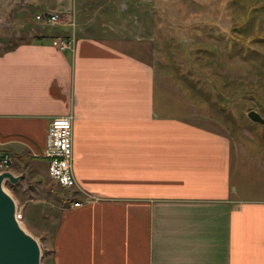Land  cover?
I'll return each instance as SVG.
<instances>
[{"label": "crops", "instance_id": "1", "mask_svg": "<svg viewBox=\"0 0 264 264\" xmlns=\"http://www.w3.org/2000/svg\"><path fill=\"white\" fill-rule=\"evenodd\" d=\"M63 5L60 23L18 24L34 37L0 52V150L18 183L49 174L51 119L74 114L77 184L53 264H264V198L240 194L229 137L172 113L151 61Z\"/></svg>", "mask_w": 264, "mask_h": 264}, {"label": "rangeland", "instance_id": "2", "mask_svg": "<svg viewBox=\"0 0 264 264\" xmlns=\"http://www.w3.org/2000/svg\"><path fill=\"white\" fill-rule=\"evenodd\" d=\"M61 3L90 34L151 61L171 112L226 134L240 194L264 198V122L248 114L264 116V0H0V49L34 37L16 32L18 24L52 25L58 10L63 17L53 11ZM42 171L5 187L42 246V264H53V236L74 187Z\"/></svg>", "mask_w": 264, "mask_h": 264}, {"label": "water", "instance_id": "3", "mask_svg": "<svg viewBox=\"0 0 264 264\" xmlns=\"http://www.w3.org/2000/svg\"><path fill=\"white\" fill-rule=\"evenodd\" d=\"M248 114L264 122L257 109H250ZM23 175L12 170L0 172V264H42V246L17 218V201L5 187L7 180L16 183Z\"/></svg>", "mask_w": 264, "mask_h": 264}, {"label": "built area", "instance_id": "4", "mask_svg": "<svg viewBox=\"0 0 264 264\" xmlns=\"http://www.w3.org/2000/svg\"><path fill=\"white\" fill-rule=\"evenodd\" d=\"M62 20L59 11L52 12L48 18L50 24L60 23ZM61 48L73 47V40H55ZM74 114H63L54 116L51 119L48 134L47 147L45 155L49 160V174L65 187H74L77 184V178L74 172V147H73V127ZM13 156L8 151L0 150V172L5 170L13 171ZM8 180L5 182V184ZM80 203L79 201L76 202ZM17 218L21 220L23 213L17 207Z\"/></svg>", "mask_w": 264, "mask_h": 264}, {"label": "trees", "instance_id": "5", "mask_svg": "<svg viewBox=\"0 0 264 264\" xmlns=\"http://www.w3.org/2000/svg\"><path fill=\"white\" fill-rule=\"evenodd\" d=\"M15 45H11V46H9L8 48H12V47H14ZM8 48H6V49H8ZM3 49H0V52L2 51ZM5 50V49H4Z\"/></svg>", "mask_w": 264, "mask_h": 264}]
</instances>
